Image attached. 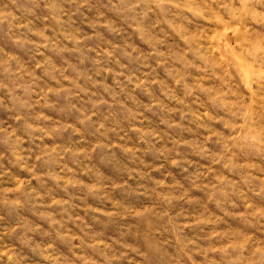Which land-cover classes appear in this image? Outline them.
Returning a JSON list of instances; mask_svg holds the SVG:
<instances>
[{
	"label": "rangeland",
	"instance_id": "374dc122",
	"mask_svg": "<svg viewBox=\"0 0 264 264\" xmlns=\"http://www.w3.org/2000/svg\"><path fill=\"white\" fill-rule=\"evenodd\" d=\"M186 2L171 34L155 11L131 31L108 0H0V264L13 247L21 264H104L121 245L147 252V264H225L217 234L264 243V220L247 215L264 209V158H229L192 102L209 91L195 74L203 49L227 30L207 31L195 14L207 0ZM98 11L111 27L96 26ZM137 261L129 251L111 264Z\"/></svg>",
	"mask_w": 264,
	"mask_h": 264
},
{
	"label": "clouds",
	"instance_id": "9594fccd",
	"mask_svg": "<svg viewBox=\"0 0 264 264\" xmlns=\"http://www.w3.org/2000/svg\"><path fill=\"white\" fill-rule=\"evenodd\" d=\"M83 6L84 4L80 3L77 8ZM195 7L198 8L195 14L200 19L210 22L211 27H208L207 31H212L213 28L227 30L219 33L222 37L220 44L208 45L203 49L204 60L199 65L200 71L195 73L209 88L205 93H194L192 98L193 104L200 109L198 112L201 124L209 133L216 135L215 143L224 146L229 158L235 157L237 153L243 154L244 161L248 162L256 158H264V0H207L202 6ZM107 10L126 17L130 21L128 27L133 32L139 30L136 23L138 16L155 11L161 17L157 25L160 31L167 29L172 34L170 21L179 20L185 12L192 10V6L186 0H108ZM55 11L59 14H55ZM55 11L51 19L59 24L62 22L61 16L64 12L63 9ZM111 23L105 18V11L96 13V26L109 28ZM207 31H202L201 39H206ZM148 56L157 57L161 60V65L168 62L155 49H152ZM5 71L9 70L5 68ZM103 71L110 72L111 69L105 68ZM10 74L20 78V69L17 68ZM116 75L123 76V72ZM124 79L129 80L128 77ZM9 83L10 91L13 92L22 87L16 79ZM100 83L97 81L96 85L99 86ZM2 86L8 88L9 84ZM200 94L206 95V104L199 103ZM166 98L170 97L166 95ZM205 113H209L210 118L205 116ZM20 118L19 115L16 117L17 120ZM216 124L220 127L216 128ZM33 131L38 132L39 127H33ZM13 134L9 133L10 136ZM18 142V140L13 141V144L16 145ZM12 155L15 161L25 159L15 147ZM33 159L39 160L40 155H36ZM21 167L24 165L21 164ZM247 215L252 220L257 218L264 220V209H254ZM217 238L223 243H217L215 251L221 255L225 264H264V243L256 241L251 245L247 242L237 245L226 235L221 237L217 234ZM247 239L251 240V234ZM104 247L109 246L104 245ZM121 247L125 251H121L119 255L114 254L109 257L101 253L104 264L120 261L128 256L129 251L136 253L147 264L149 259L147 252L128 245ZM186 248L187 245H184L180 251L188 261L192 252L185 251ZM209 250L213 249L210 247ZM197 251L201 250L197 249ZM5 253L10 257L7 264H21L24 259L18 255L14 247L6 249ZM214 261L217 264V261ZM93 264H97V259L93 258ZM137 264H140V261H137ZM172 264H180V262L173 260Z\"/></svg>",
	"mask_w": 264,
	"mask_h": 264
}]
</instances>
